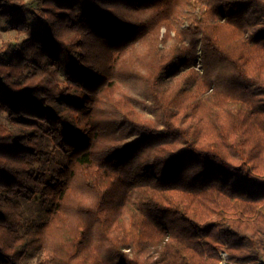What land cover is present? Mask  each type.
I'll use <instances>...</instances> for the list:
<instances>
[{"label": "trees", "instance_id": "1", "mask_svg": "<svg viewBox=\"0 0 264 264\" xmlns=\"http://www.w3.org/2000/svg\"><path fill=\"white\" fill-rule=\"evenodd\" d=\"M26 11L0 264H264V0H0Z\"/></svg>", "mask_w": 264, "mask_h": 264}, {"label": "rangeland", "instance_id": "2", "mask_svg": "<svg viewBox=\"0 0 264 264\" xmlns=\"http://www.w3.org/2000/svg\"><path fill=\"white\" fill-rule=\"evenodd\" d=\"M34 11H38L41 7V3L36 2L33 5ZM25 19L28 25V29L19 28L16 25V21ZM42 29V25L35 19L32 11H26L24 13L17 14L12 20L0 21V46L6 42L11 41L14 44L20 45L25 38L34 36ZM0 118L3 121H8V115L6 112L0 110ZM37 257H32L29 260V264H37Z\"/></svg>", "mask_w": 264, "mask_h": 264}, {"label": "built area", "instance_id": "3", "mask_svg": "<svg viewBox=\"0 0 264 264\" xmlns=\"http://www.w3.org/2000/svg\"><path fill=\"white\" fill-rule=\"evenodd\" d=\"M221 255H222L224 261L228 258V254L224 251L221 252Z\"/></svg>", "mask_w": 264, "mask_h": 264}]
</instances>
